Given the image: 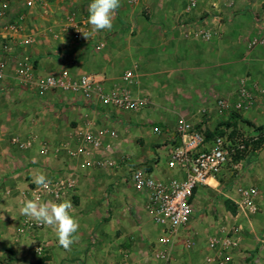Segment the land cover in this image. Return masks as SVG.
I'll list each match as a JSON object with an SVG mask.
<instances>
[{
  "label": "crops",
  "instance_id": "crops-1",
  "mask_svg": "<svg viewBox=\"0 0 264 264\" xmlns=\"http://www.w3.org/2000/svg\"><path fill=\"white\" fill-rule=\"evenodd\" d=\"M28 1L22 14L23 35H33L37 42L20 45L16 53L19 59L35 63L34 73L42 77L59 70L72 77L98 73L105 79V90H110L123 86L122 74L132 70L135 78L129 88L135 97L146 98L148 105L140 111L122 110L103 105L95 97L42 91L34 82L23 81L14 60L8 59L0 79V260L37 264L42 258L33 253L32 240L57 239L48 227L29 240L15 235L25 217L20 208L32 199L22 195L36 185L35 176L43 173L49 179L74 177L75 190L63 201L72 202L80 224L79 242L71 251L52 246L45 263L117 264L127 259L131 264H165L155 258L154 250L160 247L151 238L161 230L146 209V193L135 188L130 171L137 166L156 177L179 174L167 167L172 145L177 143V122L185 119L203 129L207 124L203 119L215 110V95L225 93L233 103L234 89L243 78L264 89V0H201L192 11H186V0H140L129 11L120 4L111 31L91 34L89 29L85 31L89 38L78 42L65 36L56 40L52 29L41 31L38 23L35 27V8L48 0L37 4L32 0L31 5ZM144 7L147 17L141 14ZM191 25L210 30L211 40L186 37ZM252 38L262 42L249 50ZM239 113L256 127L264 125V93ZM87 126L98 135L107 129L116 131V138L104 134L103 148L93 154L95 159L114 161L115 166L96 167L83 157L67 154L64 145L76 147L75 130ZM154 126L162 133L155 134ZM15 140L27 144L20 147ZM241 167L245 168L241 182L259 191V212L234 217L233 224L241 227V250L232 251L231 260L232 264H254L256 249L250 246L261 247L258 253L264 257V245L251 238L264 233V149L246 158ZM219 177L214 181L218 185ZM226 182L235 187L234 181ZM210 191V185L200 186L193 207ZM235 197L233 188L229 198ZM187 230L184 227L179 236ZM190 261L186 257L184 264Z\"/></svg>",
  "mask_w": 264,
  "mask_h": 264
},
{
  "label": "built area",
  "instance_id": "built-area-1",
  "mask_svg": "<svg viewBox=\"0 0 264 264\" xmlns=\"http://www.w3.org/2000/svg\"><path fill=\"white\" fill-rule=\"evenodd\" d=\"M136 4L140 0H128ZM186 11L194 10L201 0H186ZM32 0L28 1V5ZM216 7V5H212ZM2 15L4 13H1ZM24 16L7 22L0 27V79L5 76L8 66V59H13L16 70L23 81L34 82L39 89L60 90L74 94H82L87 99L95 97L103 105L112 106L122 110L140 111L148 105L144 97H135L129 86L134 83L135 74L132 70H126L121 77L123 86H114L105 90L104 77L98 73H84L78 77H72L70 73L63 70L57 75L40 76L36 75L32 68H29L27 61L19 59L16 50L20 45H30L34 42L33 35H23ZM82 31H75L74 37L82 38ZM186 37L200 38L206 41L211 40L213 33L199 25H191L187 28ZM261 40L254 39L250 43L253 48L261 44ZM264 93V89L255 84H250L246 78L239 80L234 89L235 101L229 103L226 99L220 98L215 103V108L222 112L229 108L235 112H245L254 105L257 95ZM155 134H161L162 129L153 127ZM203 129L195 127L191 122L180 119L175 127L177 144L173 146L167 167L179 171V174L168 177H156L147 169L133 167L130 171V179L137 190L146 193V209L151 216L153 223L161 230L158 239L160 248L154 250V256L165 264L169 262L170 250L175 243L180 231L189 225L193 216V201L196 190L202 185H210L230 167H234L233 159L246 149V143L238 138H231L227 135H213L208 137ZM112 138L117 137L116 131L105 130L98 135L93 128L87 126L75 130L78 144L74 148L64 145L67 154L72 158L83 157L87 163L96 167H113L116 165L110 159H95L93 157L96 149L103 148V135ZM25 147L26 143H19ZM236 167V166H235ZM52 184L48 190L33 185L23 197H37L45 202L61 203L63 199L75 190V179L73 176L67 178L50 179ZM259 191L255 186H243L236 188V197L232 198L235 205V218L241 216H254L259 212L258 202ZM46 226L37 225L34 221L23 218L21 225L16 229L15 235L24 239L33 238L37 231L45 230ZM241 227L239 225L229 226L223 220L217 222L212 234L208 239L209 247L216 252L212 259L215 264H232L231 252L240 246ZM32 250L38 258H43L52 248L57 246V239H33ZM38 249L39 252L37 251ZM117 264H131L127 259Z\"/></svg>",
  "mask_w": 264,
  "mask_h": 264
},
{
  "label": "rangeland",
  "instance_id": "rangeland-1",
  "mask_svg": "<svg viewBox=\"0 0 264 264\" xmlns=\"http://www.w3.org/2000/svg\"><path fill=\"white\" fill-rule=\"evenodd\" d=\"M34 1L36 4L39 3L38 0ZM41 1L42 0H40V2ZM26 2L27 0H0V27L3 24L22 16V14L25 13ZM41 3L40 7L37 6V8H35L36 13L33 17L34 25L36 27L37 23L40 24L37 25L40 26L41 31H49L52 29L54 39L58 40L61 36H65L67 40L71 39L77 42L80 40L82 41L84 35L82 38L77 39L74 37L75 31L81 30L83 34L85 31L91 29V26L87 23L89 15L88 6L91 3V0H48V3L45 5H42ZM120 4H122V9L125 11H129L134 8L135 5L129 3L128 0H120ZM1 13L4 14L2 15ZM141 14L147 17L149 15L148 9L146 7L142 8ZM254 39L259 38H252L248 41L247 47L249 50L251 49L250 43ZM259 40H261V38ZM35 42H37V39H34V43ZM27 60H29V58ZM27 63L32 69L36 66L32 60L27 61ZM62 71L63 70H59L50 75H57ZM220 98L226 99L229 103L233 101L229 95L225 93H217L214 97L213 104ZM210 105H212V103H210ZM213 113L211 112L207 118L203 119V122L207 121V124L202 131H204L208 137L221 134L227 135L231 138H238L246 143V149L244 152L238 153L234 157V167L227 169L228 176L225 177L224 172L220 175V185H223V189H220V185L214 181H210L211 191L206 195H202L203 197H201L196 206H194L195 212L191 218V224L188 225V230L185 231L184 235L182 234L183 236L180 235L177 237L170 250V259L167 264H184L186 257L191 261H197H190L189 264H215L212 259L216 256V252L209 247L208 239L220 219L226 222L229 226L233 225L236 211L235 205L229 197L233 188L236 189L237 187L245 186V184L241 182L245 175V168L241 167L242 162L246 158L250 159L251 157H256L260 151L264 149V130L257 131L250 127L245 122L250 121L247 116H242L240 113H237L230 108L227 111L222 112L215 108ZM257 125L261 126V124ZM195 127L200 128V124L195 125ZM172 144H175V142ZM227 180L234 181L235 187H233L232 184L230 185L229 182H226ZM160 235L161 233L159 234L158 231L155 233L153 232L151 235L152 242L157 239L158 245ZM251 238L255 240L258 245H264L261 241L264 240V233L258 232L251 236ZM250 247L256 249L254 264H264L263 261H260V259L264 260V257H261L258 253V250L261 249V247H256L255 245ZM239 250H241V246L239 247ZM243 253L247 254V250H244ZM46 258L47 256L43 257L42 261L40 262L39 260L37 264H48L45 263ZM0 264H8V262L0 260Z\"/></svg>",
  "mask_w": 264,
  "mask_h": 264
},
{
  "label": "clouds",
  "instance_id": "clouds-1",
  "mask_svg": "<svg viewBox=\"0 0 264 264\" xmlns=\"http://www.w3.org/2000/svg\"><path fill=\"white\" fill-rule=\"evenodd\" d=\"M120 7V0H91L88 6L87 23L91 26V34L100 31H111L117 10ZM89 38V33H83ZM64 42V41H63ZM62 42V43H63ZM38 188L48 190L52 181L43 173L34 178ZM73 204L70 200L61 203L51 201L41 202L39 198L25 200L20 208V214L28 221H34L37 225L51 228L57 237L58 244L65 251H71L74 243L79 242V221L73 215ZM40 249L37 251L39 252Z\"/></svg>",
  "mask_w": 264,
  "mask_h": 264
},
{
  "label": "trees",
  "instance_id": "trees-1",
  "mask_svg": "<svg viewBox=\"0 0 264 264\" xmlns=\"http://www.w3.org/2000/svg\"><path fill=\"white\" fill-rule=\"evenodd\" d=\"M250 127L254 128L257 131H263L264 130V125L256 127L253 123L250 121H245Z\"/></svg>",
  "mask_w": 264,
  "mask_h": 264
}]
</instances>
